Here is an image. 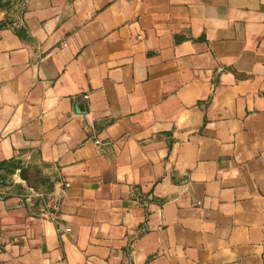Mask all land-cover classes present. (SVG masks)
I'll use <instances>...</instances> for the list:
<instances>
[{
	"label": "crops",
	"instance_id": "obj_1",
	"mask_svg": "<svg viewBox=\"0 0 264 264\" xmlns=\"http://www.w3.org/2000/svg\"><path fill=\"white\" fill-rule=\"evenodd\" d=\"M8 1L0 264H264V0Z\"/></svg>",
	"mask_w": 264,
	"mask_h": 264
},
{
	"label": "built area",
	"instance_id": "obj_2",
	"mask_svg": "<svg viewBox=\"0 0 264 264\" xmlns=\"http://www.w3.org/2000/svg\"><path fill=\"white\" fill-rule=\"evenodd\" d=\"M95 143L98 144V140H95ZM38 199V200H44L45 202H48L49 199L46 196H43L42 193L36 191L34 188L32 187H28L27 188V195L25 196V200L31 204V199ZM51 198V196H50ZM58 199L55 197L51 198V203H48V205H45V207L40 208V212L43 215H50L52 210H56L57 206H58ZM67 230V229H65Z\"/></svg>",
	"mask_w": 264,
	"mask_h": 264
},
{
	"label": "rangeland",
	"instance_id": "obj_3",
	"mask_svg": "<svg viewBox=\"0 0 264 264\" xmlns=\"http://www.w3.org/2000/svg\"><path fill=\"white\" fill-rule=\"evenodd\" d=\"M21 5H19V7H20ZM14 7V9L15 8H17V6H13ZM19 7H18V11H19ZM43 188L44 189H46V190H43V191H38V192H40V193H42L43 194V196H46L48 199H49V201L48 202H45L44 200H38V199H31V203H32V205L33 206H37V207H39V208H43V207H45V205H48V203H51V198L52 197H54L52 194H50V192H49V190L51 189V186L50 185H47V184H45L44 186H43ZM50 196H51V198H50Z\"/></svg>",
	"mask_w": 264,
	"mask_h": 264
},
{
	"label": "trees",
	"instance_id": "obj_4",
	"mask_svg": "<svg viewBox=\"0 0 264 264\" xmlns=\"http://www.w3.org/2000/svg\"><path fill=\"white\" fill-rule=\"evenodd\" d=\"M24 1L25 0H9L7 5L17 6L16 9H18L19 5H22V3ZM19 11L21 12V6L19 7ZM2 26H4V23L3 24H0V27H2Z\"/></svg>",
	"mask_w": 264,
	"mask_h": 264
},
{
	"label": "water",
	"instance_id": "obj_5",
	"mask_svg": "<svg viewBox=\"0 0 264 264\" xmlns=\"http://www.w3.org/2000/svg\"><path fill=\"white\" fill-rule=\"evenodd\" d=\"M21 178L25 180L26 179V176L25 175L24 176H21Z\"/></svg>",
	"mask_w": 264,
	"mask_h": 264
}]
</instances>
